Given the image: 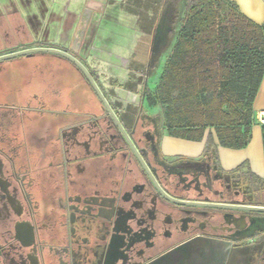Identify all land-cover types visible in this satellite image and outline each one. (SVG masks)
Masks as SVG:
<instances>
[{
    "label": "flooded vegetation",
    "instance_id": "1",
    "mask_svg": "<svg viewBox=\"0 0 264 264\" xmlns=\"http://www.w3.org/2000/svg\"><path fill=\"white\" fill-rule=\"evenodd\" d=\"M62 72L0 67V264H161L182 245L216 239H236L233 263L245 264L260 224L197 206L246 205L243 178L172 147L144 99L122 111L104 96L119 126L101 100L63 95ZM219 256L193 249L183 262Z\"/></svg>",
    "mask_w": 264,
    "mask_h": 264
},
{
    "label": "crops",
    "instance_id": "2",
    "mask_svg": "<svg viewBox=\"0 0 264 264\" xmlns=\"http://www.w3.org/2000/svg\"><path fill=\"white\" fill-rule=\"evenodd\" d=\"M229 1L250 20L264 25V0ZM187 4V0H0V56L33 48L67 52L88 69L110 102L124 105L122 111L134 96L144 99L142 110L146 111V90L154 94L160 84L170 57L154 88L152 76L161 65L160 57L170 40L172 55L187 14ZM16 65L53 67L76 73L70 61L52 54L20 57ZM54 82L59 91L61 87H68L63 95L73 97L76 93L74 85L66 80ZM84 91L87 90L83 87ZM85 98L90 100V97ZM253 113L249 145L241 150L219 146V164H215L231 173L235 181L238 178L235 171L246 164L247 183L253 188L246 205L264 207V138L258 122L264 116V76L253 102ZM210 132L215 135L214 130ZM180 143L188 145L186 148L175 145ZM169 144L182 148L180 152L185 155L200 157L207 140L195 143L172 138ZM255 233L256 238L248 243L245 264H264V224L256 227ZM234 247V242L222 239L207 240L194 247L182 245L175 249L178 253L161 264H185L183 260L193 249L206 253L216 249L222 259L219 264H234Z\"/></svg>",
    "mask_w": 264,
    "mask_h": 264
},
{
    "label": "trees",
    "instance_id": "3",
    "mask_svg": "<svg viewBox=\"0 0 264 264\" xmlns=\"http://www.w3.org/2000/svg\"><path fill=\"white\" fill-rule=\"evenodd\" d=\"M187 1L172 55L155 93L146 90L147 100L162 107L172 138L200 143L214 130L204 155L219 164V146L241 150L251 141L253 102L264 76V25L229 0ZM246 169L243 164L234 175L252 196Z\"/></svg>",
    "mask_w": 264,
    "mask_h": 264
},
{
    "label": "water",
    "instance_id": "4",
    "mask_svg": "<svg viewBox=\"0 0 264 264\" xmlns=\"http://www.w3.org/2000/svg\"><path fill=\"white\" fill-rule=\"evenodd\" d=\"M43 53V54H52L64 58L70 61L81 73L84 75L86 80L88 81L89 85L92 87L94 92L97 94L101 102L103 103L104 107L109 111V113L115 118L111 107L109 106L107 100L105 99L103 93L101 92L100 88L98 87L97 83L95 82L91 73L87 70V68L74 56L71 54L60 51L57 49L52 48H33V49H26L23 51H18L14 53H9L6 55L0 56V63L12 60L24 56H31L34 54ZM117 121V119L115 118ZM118 125L120 126L119 122L117 121ZM205 209H211L217 211V218L221 219L224 218L225 213L229 212L230 216L233 220H237L238 215L241 213H245L249 218L252 225H256L259 223L260 225L264 224V207L259 206H249V205H241L238 201H234L232 204H223V203H213V204H197ZM256 238L255 232L250 234L247 238L248 241H252ZM232 242L236 243V239L231 240Z\"/></svg>",
    "mask_w": 264,
    "mask_h": 264
},
{
    "label": "rangeland",
    "instance_id": "5",
    "mask_svg": "<svg viewBox=\"0 0 264 264\" xmlns=\"http://www.w3.org/2000/svg\"><path fill=\"white\" fill-rule=\"evenodd\" d=\"M172 40L169 41L166 49L164 50L163 55L160 57L161 60V65L159 66V68H157L154 71V75L152 76V83L151 86L152 88L157 86V83L159 82L161 75H162V71L163 68L168 60V58L170 57L172 48L170 49L169 46L171 44ZM17 59L20 58H16V59H12V60H7L4 62L0 63V67H9V68H16V67H21V66H17ZM29 67V66H27ZM32 67V66H30ZM70 67L74 68L76 70V73L73 74L69 71H65L63 70L61 76L59 77V81L62 83L63 80H66L69 84H73L74 88L73 90H76V93L74 95H72L74 98H85V97H90V102L92 103L93 101L95 102H99V97H97V94L94 92V90L92 89V87L87 83V81L84 79V77L82 76L81 72L72 64L70 65ZM11 80H13L14 83L19 82L20 80L25 79V81L27 82L28 80H33L34 75H28V76H24L23 78H21L19 76V74H11L10 75ZM35 83L33 84L35 86L36 91L38 90H43V85L41 83H39L40 77H36L34 78ZM41 85V86H40ZM61 86V85H60ZM84 89H86L87 91H84V93L82 92ZM71 90H72V85H71ZM148 110L147 113H150L151 115H154L155 117H158L159 120L161 121V124L164 126V119H163V111H162V107L158 104V103H150L149 105H147ZM209 134V131L206 132L205 138L203 141L207 140V136ZM176 146H183L186 148V146L188 144H175Z\"/></svg>",
    "mask_w": 264,
    "mask_h": 264
},
{
    "label": "built area",
    "instance_id": "6",
    "mask_svg": "<svg viewBox=\"0 0 264 264\" xmlns=\"http://www.w3.org/2000/svg\"><path fill=\"white\" fill-rule=\"evenodd\" d=\"M137 98H138L137 96H134V97L132 98V101H136ZM258 122H259V124H260L261 126H264V116L261 117V118L258 120Z\"/></svg>",
    "mask_w": 264,
    "mask_h": 264
}]
</instances>
